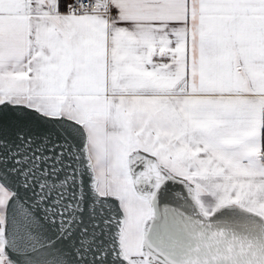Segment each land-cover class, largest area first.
Wrapping results in <instances>:
<instances>
[{
  "label": "snow or ice",
  "instance_id": "1",
  "mask_svg": "<svg viewBox=\"0 0 264 264\" xmlns=\"http://www.w3.org/2000/svg\"><path fill=\"white\" fill-rule=\"evenodd\" d=\"M0 264H264V0H0Z\"/></svg>",
  "mask_w": 264,
  "mask_h": 264
}]
</instances>
